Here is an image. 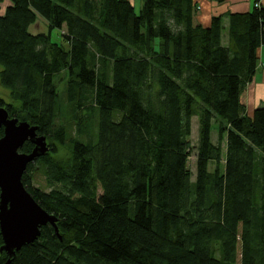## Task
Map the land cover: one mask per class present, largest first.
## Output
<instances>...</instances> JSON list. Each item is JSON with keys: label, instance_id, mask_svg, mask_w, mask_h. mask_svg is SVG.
Instances as JSON below:
<instances>
[{"label": "trees", "instance_id": "trees-1", "mask_svg": "<svg viewBox=\"0 0 264 264\" xmlns=\"http://www.w3.org/2000/svg\"><path fill=\"white\" fill-rule=\"evenodd\" d=\"M3 1L0 83L10 97L0 105L52 145L23 182L60 233L42 226L10 264H264V107L249 115L241 102L264 45V6L229 14L227 38L221 17L198 24V0H141L139 10L133 0ZM38 15L48 34L29 31ZM63 28L67 46L53 40ZM65 69L62 98L77 113L69 139L56 127ZM66 144L69 155L57 156ZM35 163L51 191L32 187ZM2 245L0 231L5 264Z\"/></svg>", "mask_w": 264, "mask_h": 264}, {"label": "water", "instance_id": "water-1", "mask_svg": "<svg viewBox=\"0 0 264 264\" xmlns=\"http://www.w3.org/2000/svg\"><path fill=\"white\" fill-rule=\"evenodd\" d=\"M0 127H4V135L0 137L1 250L9 257L5 264H10L24 245L39 237L42 226L51 224L58 233L59 229L58 217L47 211L23 182L28 165L49 152L47 136L38 133L40 126L10 116L1 105ZM26 142L35 145L31 152L21 151Z\"/></svg>", "mask_w": 264, "mask_h": 264}, {"label": "rangeland", "instance_id": "rangeland-1", "mask_svg": "<svg viewBox=\"0 0 264 264\" xmlns=\"http://www.w3.org/2000/svg\"><path fill=\"white\" fill-rule=\"evenodd\" d=\"M137 1L136 9L139 10V7L141 6V0H133ZM139 1V2H138ZM38 20H36L31 27H33L32 30L34 33H44L48 34L50 32V25L49 22L41 15H38ZM66 28H63L62 31L55 29L53 33V40L57 38L58 41H61L62 44L67 46V42L65 41V33ZM2 70V66L0 65V71ZM70 78V72L68 69H65L62 73H60L57 76L56 81V86L59 92V98H58V118L56 120V127L60 128L61 126H65L66 129L68 130V139L74 135L76 128H77V113L74 112L67 103L66 100H64L63 95L65 93L66 89V84L68 79ZM0 97L9 99L10 93L8 88L3 86L0 83ZM213 131V148L217 147V144L220 141V134H219V125L215 126ZM225 136V137H224ZM221 139H222V148H223V155L226 154L227 151V133H225ZM189 141L191 143V148L189 150V158H188V166L190 170L192 171V180L194 181L196 179V160H197V154H198V144H199V124L196 122L194 123L193 126V131L191 136L189 137ZM52 146V145H51ZM50 146V147H51ZM56 145V148L58 150L57 156L59 157H66L69 155V147L66 145ZM213 163L215 164L214 161H212V168L214 167ZM32 187L33 188H38L42 191L49 192L51 191L52 187H50V184L47 182L46 176L44 171L41 169L40 165L35 163L34 167L32 168Z\"/></svg>", "mask_w": 264, "mask_h": 264}, {"label": "crops", "instance_id": "crops-1", "mask_svg": "<svg viewBox=\"0 0 264 264\" xmlns=\"http://www.w3.org/2000/svg\"><path fill=\"white\" fill-rule=\"evenodd\" d=\"M198 2H199V9L196 14V20L198 24L204 27H208L211 25L214 17H221L224 28L223 29L224 35L227 38H228V26H229V14L234 12L252 11L257 3L264 6V0H225L223 2H216L212 0H198ZM134 3L136 7L137 1H134ZM8 5L9 3H7V6ZM5 7H6V1L0 2V16L5 13L6 10ZM32 28L33 27L30 26L29 31L32 34H38V33H34V31L32 30L35 29ZM258 57H259V62L257 65L256 73L254 74L253 78L245 84L241 93V102L244 106L245 113L249 115H253L257 108L264 107V45H262L258 49ZM195 122L199 124L198 116L194 119V123Z\"/></svg>", "mask_w": 264, "mask_h": 264}, {"label": "bare ground", "instance_id": "bare-ground-1", "mask_svg": "<svg viewBox=\"0 0 264 264\" xmlns=\"http://www.w3.org/2000/svg\"><path fill=\"white\" fill-rule=\"evenodd\" d=\"M2 106V105H1ZM4 108H6L5 106H3ZM7 109V108H6ZM35 146V145H34ZM56 232H57V230H56ZM58 233V232H57Z\"/></svg>", "mask_w": 264, "mask_h": 264}, {"label": "flooded vegetation", "instance_id": "flooded-vegetation-1", "mask_svg": "<svg viewBox=\"0 0 264 264\" xmlns=\"http://www.w3.org/2000/svg\"><path fill=\"white\" fill-rule=\"evenodd\" d=\"M1 128V127H0ZM33 148H34V144H33Z\"/></svg>", "mask_w": 264, "mask_h": 264}, {"label": "clouds", "instance_id": "clouds-1", "mask_svg": "<svg viewBox=\"0 0 264 264\" xmlns=\"http://www.w3.org/2000/svg\"><path fill=\"white\" fill-rule=\"evenodd\" d=\"M11 116V115H10Z\"/></svg>", "mask_w": 264, "mask_h": 264}]
</instances>
